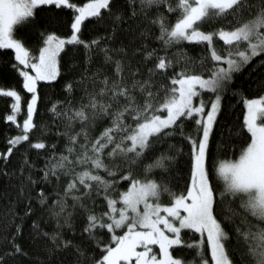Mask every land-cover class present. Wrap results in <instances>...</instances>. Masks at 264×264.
Masks as SVG:
<instances>
[{"label": "snow or ice", "instance_id": "1", "mask_svg": "<svg viewBox=\"0 0 264 264\" xmlns=\"http://www.w3.org/2000/svg\"><path fill=\"white\" fill-rule=\"evenodd\" d=\"M0 49L27 92L0 87V264H264V91L229 111L264 89V0H0Z\"/></svg>", "mask_w": 264, "mask_h": 264}, {"label": "trees", "instance_id": "2", "mask_svg": "<svg viewBox=\"0 0 264 264\" xmlns=\"http://www.w3.org/2000/svg\"><path fill=\"white\" fill-rule=\"evenodd\" d=\"M77 2L83 3L84 0H77ZM69 14H70V10L67 13H64L63 15H69ZM90 25H91V18H88V23L85 24L84 33H83V37L86 39L91 38ZM203 27L205 30H208L209 25L205 24L203 25ZM49 28L50 30H52L51 26H49ZM15 36L17 38H21L22 42L33 52V54L38 52V47L41 43L42 37L40 36V31L37 27L33 26L32 24H27L18 27L15 31ZM188 43L189 42H185V44ZM14 63L16 62L14 60L13 51L0 49V87H5V88L13 87L17 91H20L23 98L26 99L27 92L22 87V78L19 76V73L12 67ZM250 66L251 65H249V67ZM244 71L245 73H247L248 69L245 68ZM252 76L257 77L258 72L253 71ZM241 85H242L241 96L233 97L229 104V111H231L233 107L235 108V111H231L232 117L236 118L237 116H239L240 119H242V108H243L242 96L247 95L249 98H251L252 96L259 95L261 91H264V89H257L256 87H254L253 82L249 80L247 75H245L242 79L238 78V80L233 86L239 87ZM39 91L41 94V101H40L41 110H43L45 107V101L62 99L64 95L63 90L61 88V84L55 82L51 84H49L48 82H40ZM11 99L12 98L8 97L6 94L0 93V151L6 150L7 147L6 138L10 134H16L17 132L15 125L3 119L4 115L9 113L11 110L10 109ZM24 110L26 111L25 105H24ZM41 118L42 117L40 116V114L37 113L35 120L40 121ZM19 119L21 120V116H19ZM99 130H100V126L97 127L96 134H98ZM37 135H38L37 132H32V138H36ZM20 147L21 146H18L16 151H19ZM225 155H230V152L226 153ZM15 159L16 156L13 155V160ZM120 186L126 187V184L124 182H121ZM4 211H6L5 201L3 199H0V221L3 220ZM17 211H19V209H17ZM23 223H24L25 231L19 237L17 242L20 243L25 248L26 251L35 252V249L33 248V241L28 237L27 234V228L28 225L30 224V219L24 221ZM176 254L183 255L184 258L186 259L191 258L190 254L187 252V249L184 247L177 246ZM38 258H39L38 256L33 254V255H29L28 257H25V260L31 261Z\"/></svg>", "mask_w": 264, "mask_h": 264}, {"label": "rangeland", "instance_id": "3", "mask_svg": "<svg viewBox=\"0 0 264 264\" xmlns=\"http://www.w3.org/2000/svg\"><path fill=\"white\" fill-rule=\"evenodd\" d=\"M26 99H27V97H26ZM26 99H24L23 96H22V102L24 103L25 106H26ZM22 119H23V116L21 115V121H22Z\"/></svg>", "mask_w": 264, "mask_h": 264}]
</instances>
